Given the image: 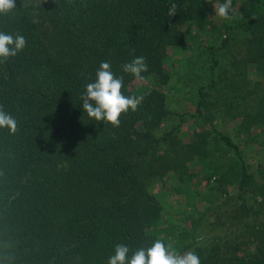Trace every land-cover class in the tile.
<instances>
[{
    "label": "trees",
    "instance_id": "trees-1",
    "mask_svg": "<svg viewBox=\"0 0 264 264\" xmlns=\"http://www.w3.org/2000/svg\"><path fill=\"white\" fill-rule=\"evenodd\" d=\"M214 1L15 0L11 12L0 14V32L27 40L16 57L0 62V107L18 122L14 135L0 129V264H107L118 244L129 248V257L156 240L169 244L155 229L163 209L149 185L156 176L151 162L172 140L173 129L156 134L169 114L166 95L157 84L132 90L136 80L122 65L143 56L144 81L167 84V50L185 47L182 26L202 20ZM241 2L230 30L245 37L243 61L263 64L264 0ZM105 61L123 77L124 95L143 97L116 128L82 112L85 86ZM216 65L213 60L210 70ZM214 84L201 88L192 116H202ZM259 95L253 120L264 121V88ZM209 124V135L239 164L243 192L242 151ZM256 235L264 245V236ZM228 246L224 241L194 253L200 264H264V247L237 256Z\"/></svg>",
    "mask_w": 264,
    "mask_h": 264
},
{
    "label": "rangeland",
    "instance_id": "rangeland-1",
    "mask_svg": "<svg viewBox=\"0 0 264 264\" xmlns=\"http://www.w3.org/2000/svg\"><path fill=\"white\" fill-rule=\"evenodd\" d=\"M222 2L214 1L202 20L182 26L185 47L166 53L167 84L136 80L130 88L145 91L157 84L169 114L156 134L173 129L170 145L150 164L156 170L150 191L163 209L155 229L175 250L195 252L226 241L236 249L234 255L247 256L256 246L264 247L256 235L264 236V121L253 120L264 88V63H245V37L230 30L240 18L241 0H233L237 11L229 20L214 14L213 7ZM225 39L227 47L221 50ZM213 60L217 65L211 71ZM210 81L215 84L204 97L202 116H192L201 88ZM209 123L242 151L248 176L243 192L238 190L240 166L209 135Z\"/></svg>",
    "mask_w": 264,
    "mask_h": 264
},
{
    "label": "clouds",
    "instance_id": "clouds-1",
    "mask_svg": "<svg viewBox=\"0 0 264 264\" xmlns=\"http://www.w3.org/2000/svg\"><path fill=\"white\" fill-rule=\"evenodd\" d=\"M15 8V0H0V14L7 15ZM177 5L171 4L168 15L176 14ZM214 14L221 20L232 19L236 15L233 0H223L214 7ZM27 46V40L20 34L0 32V62L16 57ZM122 71L130 74L137 81H144L143 73L148 71V65L143 56L134 58L131 62L122 65ZM123 77H116L109 62L99 65L95 73L94 82L85 86L81 96L82 112L89 119L116 128L120 126V116L129 110L135 112L143 97L126 96L122 93ZM0 129H7L14 135L18 130V122L13 115L0 107ZM107 264H200V258L194 252L179 254L171 245L156 240L147 249H138L129 257V248L126 245L115 246L114 255L110 256Z\"/></svg>",
    "mask_w": 264,
    "mask_h": 264
}]
</instances>
